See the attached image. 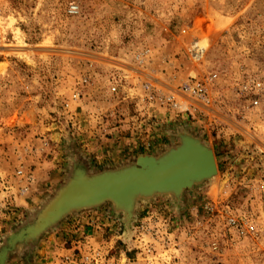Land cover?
<instances>
[{"label": "rangeland", "instance_id": "obj_1", "mask_svg": "<svg viewBox=\"0 0 264 264\" xmlns=\"http://www.w3.org/2000/svg\"><path fill=\"white\" fill-rule=\"evenodd\" d=\"M0 24V247L77 166L94 173L157 155L181 132L212 147L218 165L217 176L187 189L179 204L170 195L138 201L128 235L123 213L106 202L69 213L11 252L8 264H42L85 233L116 235L117 253L135 258L128 247L142 221L176 234L177 264L217 262L208 242L220 217L208 220L205 205L249 206L260 193L252 182H264V91L253 107L237 89L246 77L264 82V0H0ZM114 74L126 76L115 94ZM189 77L208 83V104L180 94L185 105L173 109L141 87L170 93ZM241 257L264 264V250L234 247L223 261Z\"/></svg>", "mask_w": 264, "mask_h": 264}, {"label": "built area", "instance_id": "obj_2", "mask_svg": "<svg viewBox=\"0 0 264 264\" xmlns=\"http://www.w3.org/2000/svg\"><path fill=\"white\" fill-rule=\"evenodd\" d=\"M77 11L78 5H72L70 12ZM216 77L217 74H212L209 79L213 81ZM125 79V75H112L109 79L110 92L118 93L120 85ZM81 82L87 83L88 77L84 76ZM141 87L145 92V97L153 100L160 99L161 103H166L173 109H180L185 105L180 94L197 98L205 104L210 102L208 83L196 77H189L184 80L178 85L176 91L170 93H163L148 82L142 83ZM237 89L249 98L251 106L257 107L261 103L264 82L261 79L246 77L238 83ZM71 99L73 101L80 100L81 91L75 89ZM69 105V102H66V106L69 107ZM17 175L24 176V169H19ZM256 188L260 190L259 197L256 198L257 200L254 199L249 206L234 207L229 203H223L220 206H215L213 203L205 205L206 212L210 214L208 220H215L216 216L220 217L219 232L217 234L211 233L208 242L210 251L218 256V260L214 264H225L223 255L229 247L237 248L240 252L248 250V254H257L264 250V182H252L251 190L255 191ZM5 194L7 195V192ZM2 199L3 201H0L4 202V198ZM144 222L138 224L132 237L133 245L128 247V251H136L135 258L129 257L126 252L117 253L116 235H112L108 241H100L94 235L85 233L51 250L42 264H142V262H147V264H177L176 234L169 229L146 228ZM199 223L203 224L205 221L201 220ZM244 257L239 258L235 264H246Z\"/></svg>", "mask_w": 264, "mask_h": 264}, {"label": "water", "instance_id": "obj_3", "mask_svg": "<svg viewBox=\"0 0 264 264\" xmlns=\"http://www.w3.org/2000/svg\"><path fill=\"white\" fill-rule=\"evenodd\" d=\"M179 137L177 145L162 153L140 154L135 162L116 168L89 173L81 166L75 167L70 178L38 212L34 221L8 234L5 244L0 247V264H6L11 252L38 239L73 211L110 202L114 213H123L124 233L128 235L138 201L170 195L179 204L187 189L215 178L212 172L217 174L218 171L212 147L191 133L181 132ZM191 146L196 147V153ZM205 153L211 156L213 169L187 173L185 162L180 158L188 157L200 163L199 156Z\"/></svg>", "mask_w": 264, "mask_h": 264}, {"label": "bare ground", "instance_id": "obj_4", "mask_svg": "<svg viewBox=\"0 0 264 264\" xmlns=\"http://www.w3.org/2000/svg\"><path fill=\"white\" fill-rule=\"evenodd\" d=\"M192 148V151L194 153H196V147H193L191 146ZM203 152V151H202ZM204 153V152H203ZM200 158V163L197 161V160H190L188 157H181V162H185V165H186V169H188L187 173H190V172H195V171H207L208 169H213L212 167V160H211V156L207 153L205 154H202V157H201V154L199 156ZM183 160V161H182ZM215 166H217V164H215ZM213 173V176H217L218 174V171H217V174L214 172ZM188 175V174H187Z\"/></svg>", "mask_w": 264, "mask_h": 264}, {"label": "crops", "instance_id": "obj_5", "mask_svg": "<svg viewBox=\"0 0 264 264\" xmlns=\"http://www.w3.org/2000/svg\"><path fill=\"white\" fill-rule=\"evenodd\" d=\"M99 150H100V148H98V150H97V151H98V153H100V152H101V150H100V151H99ZM30 195H31V194H28L27 196H30ZM32 199H33V198H32ZM9 256H10V255H9ZM8 259H9V257H8ZM8 259H7V261H6V264H8Z\"/></svg>", "mask_w": 264, "mask_h": 264}, {"label": "trees", "instance_id": "obj_6", "mask_svg": "<svg viewBox=\"0 0 264 264\" xmlns=\"http://www.w3.org/2000/svg\"><path fill=\"white\" fill-rule=\"evenodd\" d=\"M123 242V241H122Z\"/></svg>", "mask_w": 264, "mask_h": 264}]
</instances>
